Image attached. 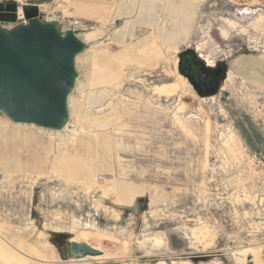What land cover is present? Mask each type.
<instances>
[{"label": "rangeland", "instance_id": "1", "mask_svg": "<svg viewBox=\"0 0 264 264\" xmlns=\"http://www.w3.org/2000/svg\"><path fill=\"white\" fill-rule=\"evenodd\" d=\"M0 3L89 45L65 130L0 112V264H264V0ZM185 45L225 65L215 93Z\"/></svg>", "mask_w": 264, "mask_h": 264}, {"label": "water", "instance_id": "2", "mask_svg": "<svg viewBox=\"0 0 264 264\" xmlns=\"http://www.w3.org/2000/svg\"><path fill=\"white\" fill-rule=\"evenodd\" d=\"M23 12L28 23L0 25V112L14 122L60 130L69 120L68 97L78 77L75 59L89 45L78 30L61 31L54 20L41 18L37 6ZM100 253L87 243L71 242L73 257ZM244 264L257 263L248 256Z\"/></svg>", "mask_w": 264, "mask_h": 264}, {"label": "flooded vegetation", "instance_id": "3", "mask_svg": "<svg viewBox=\"0 0 264 264\" xmlns=\"http://www.w3.org/2000/svg\"><path fill=\"white\" fill-rule=\"evenodd\" d=\"M3 8L1 16L12 14V10H10V7L8 8L7 4ZM179 54L178 67L192 82L196 90L201 95L215 93L218 90L221 79L226 74L225 65L216 62L213 67H208L190 48Z\"/></svg>", "mask_w": 264, "mask_h": 264}, {"label": "built area", "instance_id": "4", "mask_svg": "<svg viewBox=\"0 0 264 264\" xmlns=\"http://www.w3.org/2000/svg\"><path fill=\"white\" fill-rule=\"evenodd\" d=\"M238 1L247 2L249 0H238ZM39 16H40V13H39ZM28 21L29 20L25 17V14L23 12V8L18 9V11L16 12V14L14 15V18H13L14 24L17 26L19 24H26V23H28Z\"/></svg>", "mask_w": 264, "mask_h": 264}, {"label": "bare ground", "instance_id": "5", "mask_svg": "<svg viewBox=\"0 0 264 264\" xmlns=\"http://www.w3.org/2000/svg\"><path fill=\"white\" fill-rule=\"evenodd\" d=\"M48 20V19H47ZM56 22V21H55ZM78 56V55H77ZM76 60H77V57L75 59V65H76ZM76 82H77V79H76ZM75 82V83H76ZM68 101H69V97H68ZM69 118H70V113H69ZM70 123V120L69 122L66 123V125L62 128V130H65L68 126V124ZM16 124V123H15ZM17 124H22V125H34V124H29V123H17ZM61 130V129H60ZM60 130H56L57 132H59ZM32 136V135H31ZM33 138V137H32ZM31 155V154H30ZM41 159V158H40ZM101 252V251H100ZM101 254V253H100ZM99 255V254H98ZM95 256V255H94ZM73 257V256H72ZM74 258V257H73ZM247 261V256L244 254V256L242 257L241 259V264H244L245 262Z\"/></svg>", "mask_w": 264, "mask_h": 264}, {"label": "crops", "instance_id": "6", "mask_svg": "<svg viewBox=\"0 0 264 264\" xmlns=\"http://www.w3.org/2000/svg\"><path fill=\"white\" fill-rule=\"evenodd\" d=\"M69 29H75V28H69ZM68 30V29H67ZM77 30V29H76ZM78 36H79V30H78ZM167 36L168 37H171L172 36V33H170L169 35L167 34ZM187 46L188 45H185L182 49H180L179 51H178V53H180V52H182V51H184L185 49H187Z\"/></svg>", "mask_w": 264, "mask_h": 264}]
</instances>
